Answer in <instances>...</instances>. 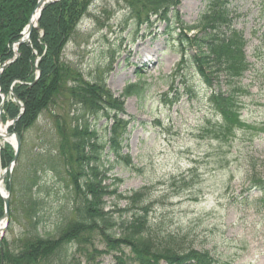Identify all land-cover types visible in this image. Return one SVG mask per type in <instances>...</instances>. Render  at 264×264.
Here are the masks:
<instances>
[{
  "label": "rangeland",
  "instance_id": "obj_1",
  "mask_svg": "<svg viewBox=\"0 0 264 264\" xmlns=\"http://www.w3.org/2000/svg\"><path fill=\"white\" fill-rule=\"evenodd\" d=\"M174 1L169 16L173 15L172 27L178 30L176 33L183 38L184 26H192L188 36L202 34L194 27L204 13L213 12L209 0ZM263 2L223 3L232 30L220 25L217 31L224 38L232 31L242 34L248 63L238 84L240 89L235 93L240 124L235 123L230 130L225 129L226 122L214 115L209 102L218 86L228 96L232 92L230 85L223 80L218 85L213 81L209 87L197 75L191 77L194 72L189 56L184 59L175 52L173 40L164 35L166 26L152 16L156 21L150 30L137 27L130 14H125L124 0H93L87 12L78 18L75 33L59 53L84 78L105 77V86L114 97L121 95L130 83L146 84L141 96L121 97L124 102L121 117L129 121L122 135V151L131 155L133 165L128 167L117 160L103 183L119 180L116 193L123 195L140 191L143 204H150L147 225L157 249H169L174 255L187 249L206 252L217 264H264V201L261 208L256 193L247 196L245 191L251 179H264ZM192 51L189 49L188 54ZM148 56L150 60L144 61ZM138 72L144 74L139 77ZM184 88L189 91L184 92ZM176 91L182 92L178 103L172 104L171 99L167 100L168 104L160 101L162 93L172 98ZM67 93L70 94L69 90L60 87L46 109L25 129L17 166L1 184L7 189V177H15L11 220L2 234L14 253L34 230L32 221L36 217L30 213L33 203L28 200L27 187L36 170L33 195L40 216L37 230L44 237H56L59 227L64 228L67 222L65 218L74 216L73 188L65 165H69L68 158L59 151L62 138L59 134L69 135L82 114ZM83 115L87 116L88 112ZM87 120L92 122V116ZM93 125L106 136L103 128L109 129L111 121L99 117ZM0 147H4L1 139ZM107 148L108 145L104 152ZM108 157L115 161L111 154ZM7 165L0 162V174ZM53 167L62 177L56 176ZM116 195L105 196V210L115 222L124 221L137 210L135 204L139 203ZM246 196L249 199L244 201ZM122 209L127 211L121 213ZM91 241L80 250L76 243H71L68 263L114 264L110 253H103L101 238ZM91 244L95 250L90 248L89 253L84 248ZM42 264H54V260ZM161 264L168 263L162 260Z\"/></svg>",
  "mask_w": 264,
  "mask_h": 264
},
{
  "label": "trees",
  "instance_id": "obj_2",
  "mask_svg": "<svg viewBox=\"0 0 264 264\" xmlns=\"http://www.w3.org/2000/svg\"><path fill=\"white\" fill-rule=\"evenodd\" d=\"M92 1L59 0L46 4L38 19V28L33 29L31 33V46L29 43L20 44L19 56L1 73L0 90L8 98L2 104L3 120L14 118L20 110V106L12 101L10 90L24 106L20 118L9 128V131L19 134L22 146L25 129L36 121L48 106L51 96L60 91V87L69 90L70 94H67L71 101L74 100L77 104V110H80L82 118L79 123L76 122L72 126L69 135L59 134L60 138H63L59 142V151L68 158L66 163L69 164L65 165L69 175L68 182L73 188V195L70 192L73 198L71 201L73 218H65L67 222L64 228L59 227L56 237H44L37 230L36 225L40 216L37 213V201H34L36 196L33 195L38 177L36 170L30 177L27 187L28 200L33 203L30 213L31 216L36 217L32 221L34 230L15 253L10 250L9 241L4 235L0 241V264H42L49 260H54V264H69L66 258L71 243H76L80 250L87 241L92 243L91 239L95 240L98 237L101 238L105 247L103 253H110L116 264H160L161 260L168 264H213V259L206 252L199 253L187 249L174 255L169 249H157L147 225L150 204H143L144 199L139 198L140 191H134L132 195L126 196L121 192L116 193L118 185L116 183L119 180H115L116 183H103L109 177L112 166L117 160H121L120 162L128 167L133 165L130 155L122 151L124 145L122 135L129 123L126 118L120 116L124 113L123 101L120 97H114L106 88L105 77L98 75L96 79L88 80L79 70H72L69 63L59 55L64 44L75 33L78 18L87 12ZM223 1L226 4L227 0ZM35 3L36 0H0V63L13 56L11 45L20 38V32ZM124 3L126 16L130 14L132 22L137 27L142 25L150 27L152 15L165 21L168 28L171 26L172 30H167L165 33L171 39L174 38L177 51L180 45L184 55L187 54L188 49L194 51L193 55L189 56L190 65L193 66L202 82L209 87L213 85V81H216L217 85L223 80L228 86L230 84L232 92L228 96H225L218 86V90L211 95L210 102L215 112L219 113L226 122V130H230L232 125L238 123V115L234 108L235 93L238 91L239 79L247 68V64L244 59L242 35L233 32L230 37L224 38L217 31L220 30V25L229 26V21H226L225 5L217 0H209L208 5L211 6L213 12L204 13L199 24L194 27L199 28L202 34L188 36L187 31L193 27L184 26V35H182L184 37L182 38L176 33L177 30L173 31V15L169 16V11L175 3L174 0H124ZM143 12L145 14L141 17ZM174 18L177 17L174 15ZM178 22L177 19L176 23ZM177 29L180 30V28ZM40 41L47 45L48 54L42 53ZM32 48H36L41 55L37 64L41 74L34 85L27 83L32 81L31 74L34 70L30 63ZM44 56L49 59L48 63H44ZM210 66H215V68L212 69ZM68 82L71 83L68 84ZM137 86H126L123 95L136 93L141 96L144 84ZM185 91H189V88H184ZM178 93L179 91H176L173 98H168V93H164L162 101L167 103L168 99L175 100ZM87 112V116L83 115ZM89 116L93 119L90 123L87 120ZM99 117L111 121L109 129H106V126L103 128V132H107L106 136L100 134V131L93 125ZM106 145L108 148L104 152ZM110 154L114 156L115 161L109 159ZM13 156V148L6 143L0 149L1 164H9ZM53 168L56 176L62 177V174L59 176V171ZM14 180L15 177H10L5 183L10 192V220L14 199ZM253 181H257L259 192L264 198V180L255 179ZM112 194L139 203L135 204L137 210L131 214L130 218L115 222L111 214L105 210V196ZM124 211L127 209L120 210L121 213ZM3 214L4 202L0 196V217ZM117 229H119L118 232ZM85 247L84 250L89 253L90 248L95 250V245L92 244L90 247ZM61 249H63L62 256H60Z\"/></svg>",
  "mask_w": 264,
  "mask_h": 264
},
{
  "label": "bare ground",
  "instance_id": "obj_3",
  "mask_svg": "<svg viewBox=\"0 0 264 264\" xmlns=\"http://www.w3.org/2000/svg\"><path fill=\"white\" fill-rule=\"evenodd\" d=\"M70 1V0H69ZM37 2L38 0H36V3L35 5L33 6L29 16H28V19L24 25V27L22 28L21 32H20V38L17 40V41H20L24 36H27L25 34V31L28 30V23L31 21V24L32 25H35V22L37 20V16H38V10L39 9H36L37 7ZM50 4V3H49ZM28 27V28H27ZM32 32V31H31ZM24 33V34H23ZM31 37V36H30ZM29 37V38H30ZM18 42L14 43V45H16ZM23 43H29L30 44V39L28 41H25ZM42 46V53L44 54H48V49H47V45L46 44H43L41 41L39 42ZM22 44V43H21ZM20 45V44H19ZM31 46V44H30ZM31 54H32V60H30V63L32 64L33 66V77H32V81H28L27 83L30 84V85H34L35 82L38 80V78L40 77V74H41V70L38 68L37 64H38V61L39 59H41V55L38 53L37 49L36 48H32V51H31ZM150 60V57L148 56L144 61H148ZM143 61V62H144ZM49 62V59L47 57L44 56V63H48ZM10 64V63H9ZM9 64L6 65V61L0 63V71H3V69L5 67H7ZM12 95L13 96H16L15 94H13L12 92ZM5 133L4 131V127L2 125H0V136H3V134ZM10 139V140H9ZM9 141H13L12 138H8ZM1 187V186H0ZM2 188V187H1ZM3 189V188H2ZM3 226V223H0V232H1V227Z\"/></svg>",
  "mask_w": 264,
  "mask_h": 264
},
{
  "label": "water",
  "instance_id": "obj_4",
  "mask_svg": "<svg viewBox=\"0 0 264 264\" xmlns=\"http://www.w3.org/2000/svg\"><path fill=\"white\" fill-rule=\"evenodd\" d=\"M53 1H54V0H38V2H37V7H36V9H39V10H38V16H39V14H40V12H41V10H42V8H43V5H44L45 3H47V2H53ZM34 26H35V25H32V24H31V21L28 23V27H29V28L27 27L28 30L25 31V34H26L27 36H24L20 41H17V42H18L17 45H19V44H21V43H23V42L29 40V37H30L31 31H32V29H33ZM23 34H24V33H23ZM13 60H14V59H13ZM13 60L7 62L6 65L9 64L10 62H12ZM1 112H2V108H1V106H0V122H1V120H2V119H1ZM19 116H20V115H18L16 118H14V119L12 120V122H15V121L19 118ZM6 137H12L13 140L15 141V146H14V147H15V156H14V158H13V160H12L11 165L6 169L5 173H6V172H7V171H8V170L14 165L15 160H16L17 155H18L19 146H20V140H19V137L17 136V134H15V133L7 134ZM3 177H4V174L0 177V180H2ZM0 194H1V197L3 198V201H4V208H5L4 215L0 218V223H3V226L1 227V232H0V236H1V235L5 232L6 227H7V225H8V222H9V195H7V194L3 195L1 191H0Z\"/></svg>",
  "mask_w": 264,
  "mask_h": 264
}]
</instances>
